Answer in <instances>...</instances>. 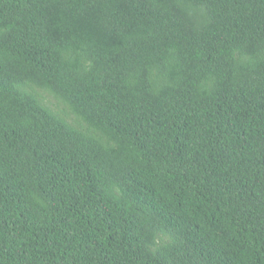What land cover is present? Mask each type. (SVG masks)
Here are the masks:
<instances>
[{"label": "trees", "instance_id": "16d2710c", "mask_svg": "<svg viewBox=\"0 0 264 264\" xmlns=\"http://www.w3.org/2000/svg\"><path fill=\"white\" fill-rule=\"evenodd\" d=\"M0 264H264V0H0Z\"/></svg>", "mask_w": 264, "mask_h": 264}]
</instances>
